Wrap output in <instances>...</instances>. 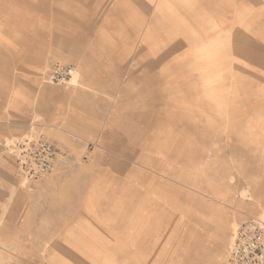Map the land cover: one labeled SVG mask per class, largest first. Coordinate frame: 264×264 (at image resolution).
Masks as SVG:
<instances>
[{"label":"rangeland","instance_id":"1","mask_svg":"<svg viewBox=\"0 0 264 264\" xmlns=\"http://www.w3.org/2000/svg\"><path fill=\"white\" fill-rule=\"evenodd\" d=\"M38 136L60 159L31 183ZM251 217L264 0H0V264H228Z\"/></svg>","mask_w":264,"mask_h":264},{"label":"built area","instance_id":"2","mask_svg":"<svg viewBox=\"0 0 264 264\" xmlns=\"http://www.w3.org/2000/svg\"><path fill=\"white\" fill-rule=\"evenodd\" d=\"M75 75L73 67L56 64L48 74V82L68 86ZM12 152L20 176L31 183L52 175L60 159V151L44 136L26 137L12 146ZM228 264H264V220L251 217L240 224L229 248Z\"/></svg>","mask_w":264,"mask_h":264},{"label":"crops","instance_id":"3","mask_svg":"<svg viewBox=\"0 0 264 264\" xmlns=\"http://www.w3.org/2000/svg\"><path fill=\"white\" fill-rule=\"evenodd\" d=\"M78 82H80V77H79V80ZM222 227L226 230V229H229L230 228V223L229 221L225 220V222L223 223Z\"/></svg>","mask_w":264,"mask_h":264}]
</instances>
